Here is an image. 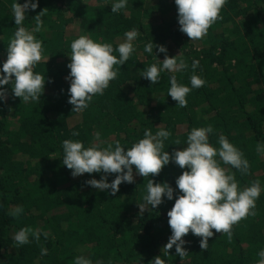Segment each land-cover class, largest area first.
Segmentation results:
<instances>
[{"label":"trees","instance_id":"trees-1","mask_svg":"<svg viewBox=\"0 0 264 264\" xmlns=\"http://www.w3.org/2000/svg\"><path fill=\"white\" fill-rule=\"evenodd\" d=\"M13 2L0 0V63L17 28ZM37 3L25 14L23 26L32 28L34 16L43 11V27L34 34L43 47V58L34 67L46 77L43 92L37 101L24 102L6 84L0 102V264H74L77 256L92 264H151L158 255L165 264H257V253L264 249V191L255 202V215L232 226L231 240L212 230L208 248L202 250L200 237L189 231L182 237L188 254L180 258L173 246L166 255L163 246L171 235L167 212L179 192L175 179L187 169L171 161L156 176L142 177L134 169L133 182H122L111 194L85 183L103 173L70 174L63 165L62 141L80 140L88 147L98 143L99 127L102 147L119 141L129 148L143 138L145 129L155 133L159 126L171 132L165 141V151L171 154L187 146L192 128L211 125L209 143L219 147L218 137L226 136L249 164L247 174L222 167L234 173L241 188L256 180L264 186V154L257 152V144L264 145V0H228L221 18L200 40H190L179 30L174 0H127L118 13L111 12V0ZM71 24L78 27L72 36L67 35ZM132 28L139 31L133 41L136 50L124 65L114 66L117 77L86 109L72 111L65 80L71 41L83 34L115 49ZM151 40L163 45L168 57L183 56L188 68L175 73L179 83L190 86L193 74L205 81L186 96V107L175 106L167 95L172 73L165 70L155 84L141 76L165 57L155 47L157 60L144 52ZM194 59L199 61L195 72ZM177 140L180 145H175ZM114 177L109 175L108 182ZM148 179L167 182L174 189L173 200L162 197L160 205L141 213L138 204ZM18 206L23 211L13 215ZM20 228L41 235L36 240L30 234L29 243L17 246L13 236ZM42 248L47 250L44 255Z\"/></svg>","mask_w":264,"mask_h":264},{"label":"clouds","instance_id":"clouds-1","mask_svg":"<svg viewBox=\"0 0 264 264\" xmlns=\"http://www.w3.org/2000/svg\"><path fill=\"white\" fill-rule=\"evenodd\" d=\"M228 0H174L178 14L179 30L185 33L190 40H200L207 35L209 27L220 19V11ZM37 0H24L18 3L14 0L12 14L17 26L7 46L6 59L0 63V102L6 97V84H11L14 97L24 102L37 101L43 92L45 75L34 72L35 65L43 58L42 42L35 33L43 27V11L34 16L35 25L32 28L23 26L25 14L28 10H35ZM111 12L118 13L127 6V0H111ZM139 31L132 28L124 33L122 42L114 49L112 43L93 40L88 35H79L70 43V62L66 67L70 70L65 80L69 82L68 103L73 106L72 111L81 112L89 106L94 95L103 94L111 80L117 77L115 65H124L135 52L133 41L137 39ZM159 53H165L163 61L157 60L153 48ZM118 53L114 55L113 53ZM144 52L154 55L159 63H153L142 71V77L151 84L160 81L161 73L167 70L169 76L168 96L176 101L178 107H186V96L192 89L200 88L205 81L198 75L190 76L189 84L179 83L175 73L188 68L181 54L167 56V49L163 45H154L152 40L144 45ZM49 58V57H48ZM46 59V61L48 60ZM45 61V62H46ZM199 61L193 60V72ZM51 82V81H49ZM153 133L145 129L143 138L134 142L131 147L125 148L119 141L114 145L102 147L100 133L95 134L93 143L85 147L80 140L65 139L62 141L63 165L71 170L73 177L88 173H103L97 180H87L85 183L100 191L110 190L111 194L118 191L123 183L133 182V171L142 177L156 176L161 169L171 161L180 169H187L175 179L179 192L171 209L167 212V223L171 229L167 243L163 246L168 255L169 249L175 246V253L185 257L188 252L182 247L186 241L182 239L191 231L200 237L199 247L208 248V238L217 233L226 234L232 238V226L247 216L255 215V202L264 191L259 180L253 181L250 186L241 188L234 173L222 167L228 165L241 174H247L249 164L243 153L234 146L226 136L220 135L214 147L209 143L208 136L214 132L211 125L192 128L187 134L186 147L174 149L171 154L165 151V141L171 136L167 129L156 127ZM73 136L78 133L73 132ZM175 145H180L177 140ZM257 152L264 154V145L257 144ZM134 166V168H133ZM115 174L114 179L108 182V176ZM174 189L167 182L154 183L148 179L146 194L138 204L140 212L151 206L152 209L160 205L163 198L173 200ZM23 211L17 207L13 215ZM36 240L40 233L30 228H20L13 236L17 246L29 243V235ZM47 250L42 248L41 254ZM257 264H264V249L257 253ZM74 264H92L89 258L77 256ZM151 264H165L160 255L153 258Z\"/></svg>","mask_w":264,"mask_h":264},{"label":"rangeland","instance_id":"rangeland-1","mask_svg":"<svg viewBox=\"0 0 264 264\" xmlns=\"http://www.w3.org/2000/svg\"><path fill=\"white\" fill-rule=\"evenodd\" d=\"M77 28H78V27H77L75 24H71L70 28L68 29L67 35H68V34L71 35V36H72V35H75V34L77 33ZM96 131L100 133L101 139H103V138H102V135H101L102 129L99 128V127H97V128H96ZM103 143H104V142H103Z\"/></svg>","mask_w":264,"mask_h":264}]
</instances>
